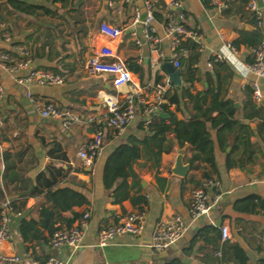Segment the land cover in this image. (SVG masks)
<instances>
[{
  "label": "crops",
  "instance_id": "obj_1",
  "mask_svg": "<svg viewBox=\"0 0 264 264\" xmlns=\"http://www.w3.org/2000/svg\"><path fill=\"white\" fill-rule=\"evenodd\" d=\"M151 1L154 10L163 15L173 0ZM178 1L179 10L184 13L183 24L197 32L193 40L199 45L195 79L189 92L203 96L209 89L217 90L220 99L233 103L237 123L228 134L224 150L217 143L215 130L206 124L212 141L213 165L203 160L202 154L191 165L189 158L195 150L189 144L178 146L172 138L158 164L141 151L131 166L133 175L114 193L103 186L105 159L128 136L142 139L147 134L145 117L139 107L135 119L123 131L115 133L109 129L105 124L104 97L123 93L126 88L121 87L117 92L108 74L93 73L85 67L86 62L102 44L109 45L145 88L146 98L152 97L158 82L165 83V91L177 92L178 110L174 104L168 110L182 120L195 113L194 100L180 93V88L185 86L182 75L185 69L180 65V86H168L167 75L151 65L149 44L141 26L135 28L138 43L129 34L131 8L141 6V0H130L129 4L122 0H0V20L13 25L14 40L29 48L32 66L65 77L60 85L23 86L0 69L4 88L0 102V216L4 202L8 201L11 209L8 228L12 234L2 249L20 258L12 264L42 262L48 256L68 259L67 264H264L261 240L264 209L257 207L253 212H245L234 205L249 195L264 200V98L260 102L253 100L250 85L253 75L246 67L252 60V48L262 37L261 32L247 7L248 0ZM255 1L258 5L264 3V0ZM157 2L165 8L156 5ZM102 21L123 28L122 35L109 40L98 31ZM154 26L158 47L168 57L169 37L157 18ZM227 43L235 47V54L229 51ZM218 56L222 59L214 60ZM259 83L264 95V77ZM27 90L82 118L92 115L95 121L76 122L63 129L59 121L39 116L25 96ZM210 96L208 92L203 106ZM166 113L168 118L162 119L168 121L170 114ZM97 126L104 130L103 147L101 154L87 166L77 151L91 139ZM180 149H183V164L188 165L183 176L172 172ZM228 154L232 166L226 168ZM205 174L218 182L208 190L210 202L214 195H218V200L207 212L193 218L188 212L191 190L201 184ZM63 186L83 193L87 199L71 208L77 214L88 213L83 245L76 251L66 245L53 248L45 229H42L45 239L22 240L21 218L38 221L41 206H50L44 192L49 187ZM135 210L146 213V222L139 234H122L109 244H97L99 229ZM173 214L182 217L186 230L175 246L153 250L150 242L156 222ZM69 216L70 211H61L55 217L54 226H66ZM220 225L228 227L229 237L225 240L220 238ZM235 247L244 258L235 254Z\"/></svg>",
  "mask_w": 264,
  "mask_h": 264
},
{
  "label": "built area",
  "instance_id": "obj_2",
  "mask_svg": "<svg viewBox=\"0 0 264 264\" xmlns=\"http://www.w3.org/2000/svg\"><path fill=\"white\" fill-rule=\"evenodd\" d=\"M129 4L130 0H122ZM142 5H133L131 8L130 22L128 32L132 37H136V26L140 25L144 38L149 44L152 67H158L164 60H169L176 67L180 68L179 53L175 50L176 46L185 38H197V32L187 29L183 24L184 13L179 10L180 3L173 0L170 7L164 11L162 22L164 32L169 37L170 54L165 56L158 47V38L154 26V6L151 0H141ZM247 7L255 19V25L261 32V39L251 50L252 60L246 64L247 69L253 75L251 80L252 97L255 102H260L264 98L259 80L264 77V3L258 5L255 0H248ZM99 33L109 40L118 39L124 29L118 26L108 24L105 21L100 22ZM136 43L139 42L135 38ZM227 48L232 54L236 53L235 47L227 43ZM222 56L214 60H221ZM85 67L93 73L108 74L111 77L113 88L118 92L121 87L126 91L120 94L112 93L104 97V106L107 112L105 121L106 126L120 133L136 117L140 107L144 115V124L147 125L154 115L162 111L161 105L164 103L163 93L165 83H157L153 88L152 97H145V88L134 78L123 60L118 58L114 50L107 44H102L95 54L86 62ZM0 69L11 75L16 84L29 86L35 84L38 86H54L64 82L65 77L49 69L33 67L31 51L23 43L15 42L13 37V25L0 20ZM34 110L42 118H49L59 121L63 129H68L73 123H89L95 121L94 116L82 118L79 114L68 108H61L49 99L40 96H34L30 91H25ZM4 97V88L0 82V102ZM104 141V130L97 126L91 139L87 141L77 151V156L82 162L90 166L93 161L101 154ZM218 185L213 178L202 180L201 184L191 190L188 212L195 218L200 214L207 212L210 207L218 200V195L212 197L210 202L208 190ZM9 202L5 201L0 216V264H12L19 261L15 254L5 252L2 245L12 237L8 228V212L10 211ZM14 212V211H13ZM17 215L20 212H14ZM88 213L85 212L71 226H61L56 228L48 237V243L53 248L62 245L69 246L72 251H76L83 245V232L87 225ZM146 213L144 210H135L128 212L118 220L106 227L99 229L97 233V244L103 246L109 244L115 237L122 234H139L145 225ZM186 230V225L181 216L173 214L159 219L151 235L150 247L155 251L166 250L176 245ZM220 238L225 240L229 237L228 227L219 226ZM262 248L264 249V231L261 234ZM219 252H217L218 254ZM68 259L56 256H48L42 262L33 261L32 264H67Z\"/></svg>",
  "mask_w": 264,
  "mask_h": 264
},
{
  "label": "trees",
  "instance_id": "obj_3",
  "mask_svg": "<svg viewBox=\"0 0 264 264\" xmlns=\"http://www.w3.org/2000/svg\"><path fill=\"white\" fill-rule=\"evenodd\" d=\"M10 1L12 2V0ZM156 5L161 6L162 9L165 8L164 5L158 2ZM153 14L159 21H164L161 11L154 10ZM198 49L199 45L192 38L180 40L175 48L179 53V63L185 69L182 74L185 86L180 88V93L194 100L193 108L195 109V113L187 120L177 119L174 113L168 110V106L174 104L175 109L178 110L180 97L176 91L173 93H170L168 90L165 91L164 98L167 102L163 103L161 108L170 114V118L168 121H165L159 116L154 115L146 125L147 134L142 139L128 136L125 141L114 147L106 157L103 166L102 182L105 189H112L116 193L124 186L125 179L129 175H133L131 166L140 157L141 151L148 155L154 164H158L162 151L168 150L172 138L177 141L178 146L182 147L185 144H189L195 150V153L189 158L191 165L195 159L201 157L200 154L203 155V160L213 165L212 141L206 128L207 123L215 130L219 147L224 150L228 145V134L231 133L234 125L237 123L233 116L235 112L233 103L229 100L220 99L217 90L211 91L209 89L203 96L199 94L195 96L189 92V87L195 79L196 67H194V64L198 61ZM186 53H188L187 56ZM212 60L213 58H211ZM208 92L211 94L210 100L203 106L206 103ZM228 156L229 154L225 162L226 168L232 166ZM208 178L211 177L205 174L204 179ZM124 196L122 194L121 198ZM44 198L50 206H41L38 221L23 217L19 222V234L24 241L45 239L46 237L43 236L42 229L47 230L49 237L58 228V226H54V220L56 216L60 215L61 211H70V216L64 220L66 227L71 226L73 222L82 216L73 212L71 210L72 206L80 205L87 201L83 193L67 186L49 187L44 192ZM234 205L240 211L253 212L257 207L264 209V200L255 195H249L235 201ZM199 234H201V231ZM234 249L236 255H242L239 248L235 247Z\"/></svg>",
  "mask_w": 264,
  "mask_h": 264
},
{
  "label": "water",
  "instance_id": "obj_4",
  "mask_svg": "<svg viewBox=\"0 0 264 264\" xmlns=\"http://www.w3.org/2000/svg\"><path fill=\"white\" fill-rule=\"evenodd\" d=\"M158 69L163 71L167 75V84L168 86H172L174 88H178L180 86V74H181V69L176 68L171 61L169 60H164L162 61ZM236 106V105H235ZM157 115L161 118H168V114L164 111H160L157 113ZM182 153L183 149H180L178 151V155L175 159V164L172 169V172L176 175L183 176L188 169L187 164H183L182 161Z\"/></svg>",
  "mask_w": 264,
  "mask_h": 264
}]
</instances>
